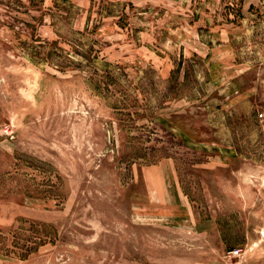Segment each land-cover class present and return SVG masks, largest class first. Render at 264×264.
<instances>
[{"label": "rangeland", "instance_id": "374dc122", "mask_svg": "<svg viewBox=\"0 0 264 264\" xmlns=\"http://www.w3.org/2000/svg\"><path fill=\"white\" fill-rule=\"evenodd\" d=\"M0 264H264V0H0Z\"/></svg>", "mask_w": 264, "mask_h": 264}, {"label": "trees", "instance_id": "16d2710c", "mask_svg": "<svg viewBox=\"0 0 264 264\" xmlns=\"http://www.w3.org/2000/svg\"><path fill=\"white\" fill-rule=\"evenodd\" d=\"M77 46L78 47H81V45H80V43H78L77 44ZM62 51V54L59 56V58L62 60V62H70L71 64H73L74 66H77V67H81V66H83V64H84V62H87V61H89V59L83 54V53H81V51L79 50V48L78 49H76V51H75V53L77 54V56H80L81 58H82V61H72V60H68V61H65L66 59V56H65V54H64V51L63 50H61Z\"/></svg>", "mask_w": 264, "mask_h": 264}]
</instances>
